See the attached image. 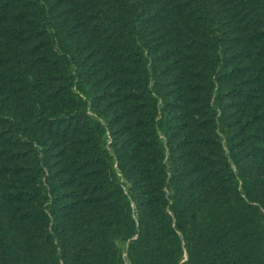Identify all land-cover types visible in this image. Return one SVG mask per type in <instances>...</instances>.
Returning <instances> with one entry per match:
<instances>
[{
	"label": "trees",
	"instance_id": "trees-1",
	"mask_svg": "<svg viewBox=\"0 0 264 264\" xmlns=\"http://www.w3.org/2000/svg\"><path fill=\"white\" fill-rule=\"evenodd\" d=\"M0 264H264V0H0Z\"/></svg>",
	"mask_w": 264,
	"mask_h": 264
}]
</instances>
